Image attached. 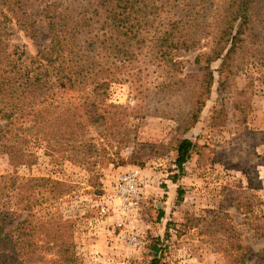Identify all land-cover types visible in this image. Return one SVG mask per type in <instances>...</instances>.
I'll return each instance as SVG.
<instances>
[{"label":"rangeland","instance_id":"1","mask_svg":"<svg viewBox=\"0 0 264 264\" xmlns=\"http://www.w3.org/2000/svg\"><path fill=\"white\" fill-rule=\"evenodd\" d=\"M258 1L252 36L222 73L219 60L211 63L207 94L204 64L195 62L203 47L180 54L181 82L173 87L158 90L166 73L154 67L134 86L115 87L109 102L117 107L105 108L106 123L88 125L74 141L60 129L32 127V117L14 127L0 119L7 131L0 134L4 232L27 220V244L41 247L42 264H152L154 247L158 264H240L241 255L245 264H261L264 239L255 233L264 228V0ZM45 2L0 0L9 51L18 46L34 56L49 45ZM18 8L37 20L36 39L16 29ZM211 15H226L220 2ZM197 101L202 110L190 123ZM184 138L195 147L174 183ZM11 144L13 154L3 148ZM60 249L73 251L74 260H59Z\"/></svg>","mask_w":264,"mask_h":264},{"label":"trees","instance_id":"2","mask_svg":"<svg viewBox=\"0 0 264 264\" xmlns=\"http://www.w3.org/2000/svg\"><path fill=\"white\" fill-rule=\"evenodd\" d=\"M217 1L226 15L213 19L211 11ZM259 2L46 0L42 14L47 20L50 41L34 56L18 46L9 51L10 45L5 42L8 32L0 31V119L14 127L18 121L28 123L32 117V127L60 129L66 140L74 141L88 131V125L106 123L110 113L105 108L117 107L109 102L115 87L134 86V78L149 67L166 73V79L157 85L158 90L173 87L181 82L175 76L181 68L180 54L203 47L208 48L196 56L195 62L204 64L201 85L207 94L213 81L211 63L219 60L221 73L230 67L242 44L252 36L253 10ZM13 19L16 29L30 39L37 38V20L33 15L21 9ZM202 106L197 101L190 123L196 122ZM5 133L0 129V134ZM194 147L189 138L178 142V173L171 176L174 183L184 173ZM3 148L13 154V144ZM84 156H88L87 152ZM178 193L182 197V191ZM26 223L24 220L5 232L3 222L0 223V234L4 232L0 235V264H32V260L43 263L45 254L41 247L27 244L32 235L30 230L25 231ZM255 235L264 239V228ZM154 250L152 264H158L161 251L156 247ZM74 256L70 250L60 249L57 253L59 260L70 263ZM244 256L241 255L240 264H245Z\"/></svg>","mask_w":264,"mask_h":264}]
</instances>
